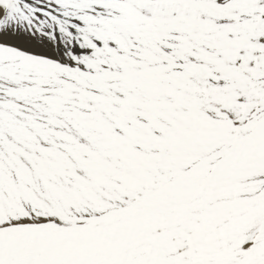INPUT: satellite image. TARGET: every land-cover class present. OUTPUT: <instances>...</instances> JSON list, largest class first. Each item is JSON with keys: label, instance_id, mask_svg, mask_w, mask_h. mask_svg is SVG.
I'll return each mask as SVG.
<instances>
[{"label": "snow or ice", "instance_id": "6c2138e0", "mask_svg": "<svg viewBox=\"0 0 264 264\" xmlns=\"http://www.w3.org/2000/svg\"><path fill=\"white\" fill-rule=\"evenodd\" d=\"M0 264H264V0H0Z\"/></svg>", "mask_w": 264, "mask_h": 264}]
</instances>
